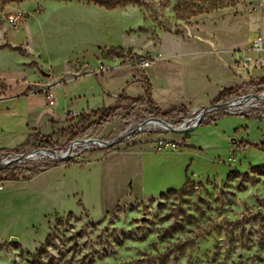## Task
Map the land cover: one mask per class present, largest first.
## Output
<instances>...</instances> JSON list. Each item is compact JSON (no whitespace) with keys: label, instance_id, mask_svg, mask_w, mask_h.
<instances>
[{"label":"rangeland","instance_id":"rangeland-1","mask_svg":"<svg viewBox=\"0 0 264 264\" xmlns=\"http://www.w3.org/2000/svg\"><path fill=\"white\" fill-rule=\"evenodd\" d=\"M200 1L0 0V108L48 91L56 101L51 119L0 139V160L111 141L150 117L180 124L224 88L238 91L221 102L263 94V78L232 66L263 1L194 14ZM236 106L187 133L148 127L12 164L16 180L0 172V264H264V100Z\"/></svg>","mask_w":264,"mask_h":264},{"label":"built area","instance_id":"built-area-1","mask_svg":"<svg viewBox=\"0 0 264 264\" xmlns=\"http://www.w3.org/2000/svg\"><path fill=\"white\" fill-rule=\"evenodd\" d=\"M17 19V18H16ZM11 22L14 23V27H16V21L15 17H11L10 18ZM150 63L149 61L144 62V66H148ZM263 70L264 69V38L261 35H257L256 37H254L251 40V45L248 49L246 50H239L236 52L235 54V59L233 62V70L237 75H242L244 77H248V78H252V70ZM261 95H246L243 96L239 99H235V100H241L244 98H248L250 96H254L256 98H259ZM258 96V97H257ZM45 97L47 99V103L49 106H54L55 105V96L52 92L48 91L45 94ZM227 101V102H218L217 104H223L226 103V106L224 107H214V108H209L205 107L204 109H201L199 112L196 113V111L191 114V116H189L188 118H185L184 120H182V123L180 124H173L170 123L168 121H166L163 118H158V117H150L148 119L144 120V123L141 124L138 127L133 128L130 131H127L123 136H118L117 138H115L114 140L111 141H101V140H97V141H90V142H95L98 143V146H109L110 144H113L115 142H117L118 139L120 138H128L130 137L132 134L139 132L143 129L146 128H153V129H160V130H166V131H171L170 128L164 129L161 127H156V126H152L154 123H163L165 125H171L173 128H176L178 130H180V132H176V133H187V132H182L181 130H185L188 128H193L195 129L198 125H200L202 122H205L208 120V114L210 112L213 111H225V112H229L231 114H234L235 112H240L243 107H233L232 103L235 101ZM210 107V106H209ZM159 119H162L164 121H160ZM95 140V139H94ZM90 142H86V141H77L75 143H73L66 151H57V150H52V149H43V148H39V149H35L31 152H27V153H13V152H9L8 154H6V156L0 160V172L11 168L12 164H26L28 162L31 161H41V160H45V159H63V158H67L69 156L72 155L71 151L72 148L76 145L78 146H83V144L85 143H90ZM106 142V143H105ZM161 144L167 146V147H172V149H176V143L172 142V141H167L165 139H161L160 141ZM66 156V157H65Z\"/></svg>","mask_w":264,"mask_h":264},{"label":"crops","instance_id":"crops-1","mask_svg":"<svg viewBox=\"0 0 264 264\" xmlns=\"http://www.w3.org/2000/svg\"><path fill=\"white\" fill-rule=\"evenodd\" d=\"M264 3V0H262ZM257 32L256 34L249 39V44L242 49L239 50H246L251 45V40L256 37L257 35H261L264 38V16L259 17V27L256 28ZM235 51L233 53V62L235 59ZM252 76L255 78L264 79V69L263 70H252ZM53 93V92H52ZM19 101L21 100H14V99H7L3 101L1 104L3 105L2 108H0V139L8 138L12 134H14L15 129L17 128L16 125H30V127H39L38 120H42V122L51 119V114L46 112V104L47 101L44 98V102L39 101L35 96H28L22 99L23 105L19 104ZM46 103V104H45ZM25 106L24 109L20 110L19 107ZM56 106V101L55 105ZM50 107V106H48ZM7 108V113L4 114L2 109ZM74 111H80V109H74ZM22 128V127H20ZM1 145V141H0ZM4 149V148H1ZM2 152V150H1Z\"/></svg>","mask_w":264,"mask_h":264},{"label":"trees","instance_id":"trees-1","mask_svg":"<svg viewBox=\"0 0 264 264\" xmlns=\"http://www.w3.org/2000/svg\"><path fill=\"white\" fill-rule=\"evenodd\" d=\"M189 0H179V6H180V10L182 11V7L185 10H189L190 9V4L188 3ZM96 3H98L99 5L111 9L114 6H110L109 4H106L105 2H99V1H95ZM201 5H195L194 7L196 8V12H193L194 14H204V13H211V12H215L218 11L219 9L227 6L225 0H201ZM261 83H264V80H261ZM238 91V88H224L219 95L216 98V102H221L222 100H224L226 97L234 94L235 92ZM125 99L127 98L126 96H120L119 100L121 99ZM136 102L139 101V99H134ZM119 109V107H114L111 109H103L101 111V116L100 118L95 121V124H105L108 121H110V119L114 116L115 112ZM1 152V151H0ZM4 172V171H2ZM5 174H9L10 177L6 178V179H11V180H16V176H14L12 171H7L4 172Z\"/></svg>","mask_w":264,"mask_h":264},{"label":"bare ground","instance_id":"bare-ground-1","mask_svg":"<svg viewBox=\"0 0 264 264\" xmlns=\"http://www.w3.org/2000/svg\"><path fill=\"white\" fill-rule=\"evenodd\" d=\"M256 100H264V95H261L259 98H256L254 96H250L248 98H244V99H241V100H235L233 103H232V106H235L237 105L238 103L240 102H243L244 105H253L255 103ZM152 126H156V127H161V128H164V129H167L169 128V125H165V124H161V123H154ZM99 144L98 143H95V142H90V143H85L83 144L84 147H90V146H98ZM77 146L75 145L72 150H74Z\"/></svg>","mask_w":264,"mask_h":264},{"label":"water","instance_id":"water-1","mask_svg":"<svg viewBox=\"0 0 264 264\" xmlns=\"http://www.w3.org/2000/svg\"><path fill=\"white\" fill-rule=\"evenodd\" d=\"M258 97V96H257ZM225 107L226 106V103H223V104H214V105H212V106H210V107H208L207 109H209V108H214V107ZM160 121H164V120H162V119H159ZM169 128H170V130L171 131H173V132H180V130H178V129H176V128H173L171 125H169ZM191 130H193V128H188V129H185V130H181L182 132H189V131H191ZM123 138H120V139H118L117 140V142H119L120 140H122ZM86 142H90V141H97V140H93V139H88V140H85ZM106 143V142H105ZM66 157V156H65Z\"/></svg>","mask_w":264,"mask_h":264}]
</instances>
